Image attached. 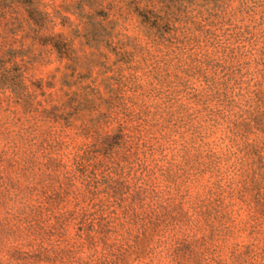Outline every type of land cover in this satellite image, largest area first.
<instances>
[{
    "label": "trees",
    "instance_id": "trees-1",
    "mask_svg": "<svg viewBox=\"0 0 264 264\" xmlns=\"http://www.w3.org/2000/svg\"><path fill=\"white\" fill-rule=\"evenodd\" d=\"M193 1L147 0L151 6L142 8L127 2L133 6L127 13L135 14L142 26L154 31L159 42H167V51L159 60L146 51L154 62L150 65L153 80L165 86L162 103L150 111L133 99L124 100L118 95L119 88L111 89L113 101L121 106L106 117L113 128L75 127L86 132L90 141L76 146L63 161L52 153L60 144L54 140L58 133L39 129L37 120L56 121L57 113L73 109L78 99L89 107L93 101L81 93L82 87L81 91L65 90L66 81L60 94L37 100L35 90L31 92L25 83V56L29 55L24 44L16 45L15 37L19 28H25L21 40L31 37L60 59L70 60L73 51L65 39L51 32L56 19L67 18L55 17L48 5L37 0H0V91L5 89L0 95L10 89L34 121L30 126L15 115L14 125L19 126L13 130L6 117L0 121V137L15 152L7 159L9 166L23 175L38 170L37 182L24 189L35 191L40 186L43 196L30 203L19 201L12 218L22 225L12 224L11 235L31 238L32 246L55 232L65 237V226L73 223L75 233L59 253L70 258L83 253L85 258H78L76 264H111L110 257L114 264L127 253L149 257L154 247L167 243L168 264L264 263V242L236 244L227 259L210 246L216 236L227 235L225 224L234 221L237 205L239 209L254 205V212L264 216V0H236L239 6L231 15L237 22L228 25L224 23V19L230 20L226 13L218 16L207 8L193 15L194 10L187 6ZM68 3L74 5L86 27L95 19L94 9L108 0ZM111 5L107 4L108 9ZM118 46L111 51L132 70L131 52L120 48L122 42ZM97 54L105 57L100 51ZM190 79L200 86L188 92ZM127 81L136 83L138 78L129 73ZM34 86L42 89L41 83ZM179 97H187L194 107L177 102ZM100 119L96 117L95 125L99 126ZM154 145L160 153L171 150L168 165H160L166 155L154 157ZM6 154L0 150V158ZM58 170L65 171L64 182L51 174ZM156 171L176 185L174 194L161 186ZM206 175L201 192L192 197L181 192L179 179L184 183L193 178L200 183ZM77 179L79 187L73 183ZM45 180H56L58 188ZM252 220V229L263 225L255 216ZM177 228L183 230L179 237L173 232ZM39 252L47 249L40 245ZM13 253L28 255L19 248H13ZM149 258L145 264H155Z\"/></svg>",
    "mask_w": 264,
    "mask_h": 264
},
{
    "label": "rangeland",
    "instance_id": "rangeland-1",
    "mask_svg": "<svg viewBox=\"0 0 264 264\" xmlns=\"http://www.w3.org/2000/svg\"><path fill=\"white\" fill-rule=\"evenodd\" d=\"M37 1L48 5V11L53 13L55 17L64 16L67 18L63 21L60 18L56 19L51 32L61 35L73 53L70 60L60 59L59 55L51 50L50 47L42 46L40 42L32 40L31 37L21 40V37L26 34V29L19 28L15 37L17 40L16 45L20 46L24 44L27 51L25 54L29 55L25 56L27 60L25 64L26 85L31 92L35 90L37 100H40L48 94H60L59 89L62 87L64 81H66L68 82L67 86H63L65 90L81 91L79 87H82L81 93H86L87 97L93 101L91 107H89L88 105L79 103L80 99H78L79 102L74 103L73 109L66 108L60 110L57 113L58 117L56 121L44 118L37 120L39 129H50L58 133L57 139L54 138V140H57L60 144L54 148L52 153L61 156L63 161H67L69 154L76 151V146L90 141L86 132L77 131L75 127L87 125L90 128H107L110 121L107 119L106 122V117L113 115L114 111L121 107L118 104L119 101H113L115 94L110 92L111 89L116 90L119 88L118 95L124 100L133 99L139 104H144L150 111H155L156 107L162 103L161 97H164L165 86L161 87L159 83L153 80L150 65L154 62L149 59L146 51L158 56L159 60L162 54L167 51L165 48L167 42H159L154 31L142 26L143 24L140 23V19L135 14L127 13L128 9H133V6L127 2L133 1L138 3L139 8L144 6L150 7L151 4L147 0H108V3L103 4L102 7L94 9L93 14L95 19L93 18L90 26L87 25L86 27L84 25L85 20L79 17L78 12L74 10V5L68 3L69 0ZM109 3L112 4L110 9L107 6ZM187 6H189V10H194L193 15L208 8L213 14H217L218 16L226 13V16H229L230 20L228 21V18L224 19L225 25L237 22L236 18L231 15L233 8L239 6V2L236 0H231V3L224 2L223 0H211L208 2L205 0H194L191 4L187 3ZM102 13L107 17L100 16L103 15ZM245 17L248 20V16ZM240 18V16L237 17V20ZM244 23H246V20H244ZM182 24L180 23V25ZM121 42L122 46L120 48L130 51L132 54L130 60L132 70H129L126 65L122 64L119 61V56L111 51L112 47L118 46ZM141 49H145V51ZM97 51L105 54V57L102 55L99 57ZM65 73L68 75L66 78L63 76ZM129 73L137 76L138 81L136 83L127 81ZM190 80L187 84L188 92L192 88H199L200 86L194 79ZM38 83H41L42 89H36L34 85ZM136 85H140V87L136 88ZM4 90H1L0 93ZM158 90L161 91L158 92ZM41 92H44L45 96H40ZM0 99V121L8 117L10 121L9 127L17 130L19 125H14L16 115V117H22L24 124L29 122L30 126H33V114L24 111L22 103L20 104L10 89L1 94ZM177 102H183L194 107L193 102L189 101L187 97H179ZM101 114L105 117H101ZM96 117L101 118L99 126L95 125L94 120ZM108 128H113V125L108 126ZM153 148L155 150L153 155L156 159H162V155H166L165 159L161 160L160 165L166 166L168 165L166 162H171V150L166 149L160 153L161 151L157 150L156 145ZM0 150L7 151V154L0 158V264H76L78 258L84 259L85 255L83 253L75 254L72 258L59 253L60 249L65 248V240L75 233L76 229L73 223L65 226V237H59L57 232H55L54 236L45 238L42 244L40 240H36L32 246H30L33 243L31 238L26 239L17 237L16 234L11 235L10 228L12 224L22 225L13 220L12 210L18 206L19 201L22 199L26 203H30L34 199H43L42 188L38 186L35 191L24 189L26 185L28 186L30 183L34 184L37 182L38 170H30L23 175V171L9 166L7 159L9 157L12 158L11 154L15 152L10 145L5 144L2 137H0ZM15 159H19V154L15 156ZM49 173L50 171L47 172V174ZM63 173H65L64 170H58L56 173L51 174L55 176L58 182H64ZM156 177L165 190L173 194L176 192V185L166 182L160 171H156ZM206 179H208V175L200 183H197L193 178L184 183H181L179 179L177 183L180 185L182 193L186 191L187 196L192 197L196 192L202 191ZM56 180L54 182L45 180V182L48 185L52 183L55 188H58ZM79 182L77 179L73 183L76 187H79ZM2 199H4V204L1 203ZM64 205L62 204L61 206ZM235 209L239 210V212L238 214H234V221L225 224L226 228L224 231L227 230V235L223 236L224 234L221 233V235L216 236L210 242V246H214L217 249V254L225 259L228 258L232 246L236 244L247 245L258 243L262 245L264 242V216L254 212V205L251 206V209L245 205H242L239 209L237 205ZM108 212L106 211L104 214L108 215ZM117 212H119L118 209ZM253 216L258 218L263 225L252 229ZM181 228L185 230V227ZM183 230L177 228L173 232L179 237V231ZM40 245L45 247L47 252H39ZM167 247L168 243L153 248L154 252L149 254V257L153 258L155 264L169 263L165 258ZM13 248H19L21 251L28 253V255H15ZM149 257L127 253L126 256L122 259L119 258L117 263L114 264H145L150 259ZM244 259L250 260L248 257ZM109 261L112 264L115 261L114 257H110ZM260 264L264 263L261 262Z\"/></svg>",
    "mask_w": 264,
    "mask_h": 264
}]
</instances>
